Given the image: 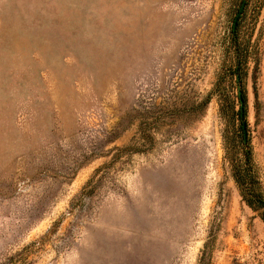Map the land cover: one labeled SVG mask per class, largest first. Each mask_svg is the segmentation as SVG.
I'll list each match as a JSON object with an SVG mask.
<instances>
[{"label":"rangeland","instance_id":"obj_1","mask_svg":"<svg viewBox=\"0 0 264 264\" xmlns=\"http://www.w3.org/2000/svg\"><path fill=\"white\" fill-rule=\"evenodd\" d=\"M242 121L264 194V0H0V264H264Z\"/></svg>","mask_w":264,"mask_h":264},{"label":"trees","instance_id":"obj_2","mask_svg":"<svg viewBox=\"0 0 264 264\" xmlns=\"http://www.w3.org/2000/svg\"><path fill=\"white\" fill-rule=\"evenodd\" d=\"M247 58L248 55L245 53L243 55V62H245ZM238 117L241 119L240 110L238 112ZM240 128L242 130L241 126ZM238 143L241 146L242 155L240 159L232 162V178L238 188L242 200L250 208H264V194L257 189V173L253 164L251 149L248 142L244 141L243 136L238 140ZM262 219L264 220V217Z\"/></svg>","mask_w":264,"mask_h":264},{"label":"water","instance_id":"obj_3","mask_svg":"<svg viewBox=\"0 0 264 264\" xmlns=\"http://www.w3.org/2000/svg\"><path fill=\"white\" fill-rule=\"evenodd\" d=\"M244 8H245V1H243L241 3V6H240L235 18H234L233 31L236 28V25L238 23V20H239L241 14H242ZM237 80H239V79L237 78ZM238 97H239V102H240V117H241V119H243V117H244V104H243L242 92H241L240 89L238 90ZM241 127H242V130H243V138H244V141L246 142L247 141V132H246V123L244 121H242Z\"/></svg>","mask_w":264,"mask_h":264}]
</instances>
